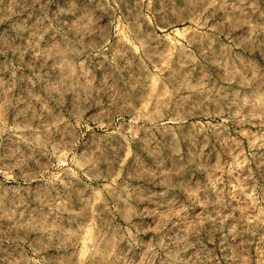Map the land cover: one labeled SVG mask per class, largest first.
<instances>
[{
    "label": "rangeland",
    "instance_id": "1",
    "mask_svg": "<svg viewBox=\"0 0 264 264\" xmlns=\"http://www.w3.org/2000/svg\"><path fill=\"white\" fill-rule=\"evenodd\" d=\"M0 264H264V0H0Z\"/></svg>",
    "mask_w": 264,
    "mask_h": 264
},
{
    "label": "bare ground",
    "instance_id": "2",
    "mask_svg": "<svg viewBox=\"0 0 264 264\" xmlns=\"http://www.w3.org/2000/svg\"><path fill=\"white\" fill-rule=\"evenodd\" d=\"M150 117H151V116H150ZM150 117H149V118H150ZM154 117H155V116H154ZM149 118H148V120H149ZM154 119H155V118H154ZM157 120H158V119H157ZM159 120H160V119H159ZM169 120H170V119H169ZM171 120H173V119L171 118ZM180 120H181V119H180ZM182 120H184V118H183ZM144 121H145V120H144ZM154 122H155V121H154ZM157 122H158V121H157ZM161 122H162V121H161ZM161 122H160V125L163 123V122H162V123H161ZM168 122H169V121H167V123H168ZM175 122H176V121H175ZM178 122H179V121H178ZM178 122H177V123H178ZM151 123H152V122H151ZM155 125H156V124H155ZM165 125H166V124H165ZM177 127H178V126H177Z\"/></svg>",
    "mask_w": 264,
    "mask_h": 264
}]
</instances>
